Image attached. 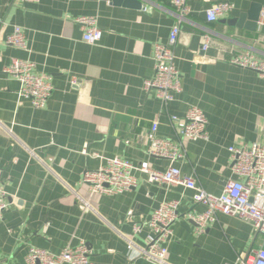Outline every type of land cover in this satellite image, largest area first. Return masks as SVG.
I'll return each instance as SVG.
<instances>
[{"label":"crops","instance_id":"crops-1","mask_svg":"<svg viewBox=\"0 0 264 264\" xmlns=\"http://www.w3.org/2000/svg\"><path fill=\"white\" fill-rule=\"evenodd\" d=\"M221 2L235 9L209 23L206 11ZM189 6L191 15L179 24L170 0H0V184L10 203L0 219V263L27 264L31 248L59 254L84 242L93 264H152L137 259L129 241L144 248L151 229L145 225L135 234L134 225L148 223L170 201L180 202L181 218L168 264H236L240 255L264 247L252 224L222 214L196 234L186 215L204 209L182 186L149 184L140 173L138 187L117 196L91 195L81 184L104 158L165 171L172 163L147 152L154 123L160 137L185 148L174 165L215 196L229 179H239L229 149L264 144V79L230 63L245 52L264 60V26L227 23L255 6L262 14L264 0H190ZM85 16L103 31L95 44L83 41L74 22ZM177 24L175 66L183 91L164 104L145 82L155 74V45H166ZM15 27L25 32V50L5 43ZM205 33L212 37L207 52ZM13 59L34 62L38 73L51 77L44 108L20 97L19 82L3 74ZM191 106L208 119V141H185L171 126V117L183 119Z\"/></svg>","mask_w":264,"mask_h":264},{"label":"built area","instance_id":"built-area-1","mask_svg":"<svg viewBox=\"0 0 264 264\" xmlns=\"http://www.w3.org/2000/svg\"><path fill=\"white\" fill-rule=\"evenodd\" d=\"M15 1L37 3L40 0ZM170 2L177 13L179 24L191 15L190 0ZM234 9V4L229 2L215 4L206 11L207 21L216 22ZM74 22L81 27L84 42L95 44L102 39L103 31L99 28L96 18L85 16L75 19ZM179 24L172 28L166 45H155V74L151 80L145 82V90L155 91L157 98L164 104L174 102L183 91L180 74L175 66L174 53L181 33ZM257 25L258 28L264 26V12ZM5 43L25 50L27 47L25 32L20 27H15ZM211 43V35L205 33L202 51L207 52ZM230 63L239 68L255 71L264 79V60L251 52L239 54ZM36 69L34 62L13 59L3 69V74L17 80L20 84L19 96L30 100L32 105L39 109L47 105L53 86L51 77L45 73H38ZM208 125L206 115L196 106L189 107L183 119L171 117V126L176 135L185 141H208ZM158 129V123H154L147 135V152L152 157L166 159L172 163L165 171H155L147 162L136 166L127 159L104 158V164L97 170L85 172L81 184L88 187L91 195L117 196L136 189L139 183L135 174L140 173L146 176V182L149 184L182 186L194 192L193 201L202 206L204 211L189 213L186 218L194 223L196 234H204L218 222V215L222 214L252 224L256 232L264 237V144L253 143L229 149L232 161L230 169L239 179H229L223 193L215 196L197 186L192 178L184 176L181 169L174 165L184 159L185 148L182 143L160 137ZM179 206V201L164 202L155 210L148 223L134 225L135 234H139L145 225H148L152 232L144 248H137L129 241L130 248L137 250L135 252L137 259L152 264H168V248L174 238V225L181 218ZM9 207L8 196L0 184V219ZM90 255L83 242L78 247L66 248L59 254L31 248L26 261L27 264H93ZM236 264H264V247L240 255Z\"/></svg>","mask_w":264,"mask_h":264},{"label":"water","instance_id":"water-1","mask_svg":"<svg viewBox=\"0 0 264 264\" xmlns=\"http://www.w3.org/2000/svg\"><path fill=\"white\" fill-rule=\"evenodd\" d=\"M260 16L261 8L255 6L248 13L241 15L239 19H231L228 20L227 23L229 25L238 26L239 28L243 26L245 27L244 24H246V28L256 30L258 28L257 23ZM246 20H248L249 22L246 23Z\"/></svg>","mask_w":264,"mask_h":264}]
</instances>
